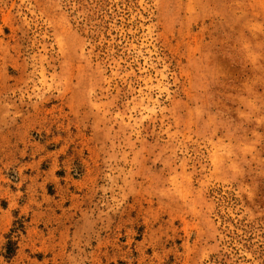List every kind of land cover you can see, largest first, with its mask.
Listing matches in <instances>:
<instances>
[{"label": "rangeland", "instance_id": "1", "mask_svg": "<svg viewBox=\"0 0 264 264\" xmlns=\"http://www.w3.org/2000/svg\"><path fill=\"white\" fill-rule=\"evenodd\" d=\"M0 264H264V0H0Z\"/></svg>", "mask_w": 264, "mask_h": 264}, {"label": "trees", "instance_id": "2", "mask_svg": "<svg viewBox=\"0 0 264 264\" xmlns=\"http://www.w3.org/2000/svg\"><path fill=\"white\" fill-rule=\"evenodd\" d=\"M9 245V244H8ZM7 255H9V250H8V252H7Z\"/></svg>", "mask_w": 264, "mask_h": 264}]
</instances>
